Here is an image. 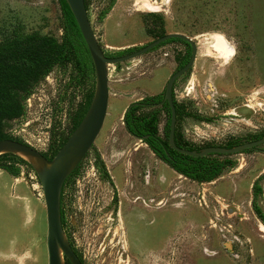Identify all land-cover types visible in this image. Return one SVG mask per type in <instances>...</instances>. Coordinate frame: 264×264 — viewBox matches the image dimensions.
<instances>
[{"label":"rangeland","instance_id":"obj_1","mask_svg":"<svg viewBox=\"0 0 264 264\" xmlns=\"http://www.w3.org/2000/svg\"><path fill=\"white\" fill-rule=\"evenodd\" d=\"M109 1L87 0L103 52L135 50L156 39L145 27L162 26L164 34L180 33L196 44L192 66L172 86L175 103L191 116L178 122L182 139L223 147L264 135V0H114L98 20ZM16 30L59 42L57 0H0V44ZM187 50L169 42L106 66L102 127L62 190L63 235L81 264H264V226L250 207L251 186L264 173V145L231 155L233 168L199 184L175 174L122 125L129 104L162 93ZM93 89V75L86 81L71 63L54 66L21 102L22 115L3 122V138L48 160ZM157 118L162 137L165 113ZM94 154L112 186L100 177ZM18 166L16 178L0 169V264H46L41 190L33 170ZM258 185L256 204L264 213V178Z\"/></svg>","mask_w":264,"mask_h":264},{"label":"trees","instance_id":"obj_2","mask_svg":"<svg viewBox=\"0 0 264 264\" xmlns=\"http://www.w3.org/2000/svg\"><path fill=\"white\" fill-rule=\"evenodd\" d=\"M113 1L114 0H110L107 7L100 12L98 20H101L107 14L112 7ZM57 2L61 15L62 30L59 42H56L49 36H41L38 34L26 35L21 34L16 30L12 31V35L9 39L5 40L3 44H0V141L5 140L1 133L3 122L22 115L23 111L21 102L29 95L33 84L44 78L54 66L59 67L64 66L67 63H71L74 69L78 71L79 76H83L86 81L92 79V64L78 28L64 0H57ZM83 3L85 11H87V0H83ZM148 17H153L156 20L158 19L160 24H162V20L158 16L149 14ZM144 31L146 34H152L156 38L164 35L162 26L158 27L156 31H149L145 27ZM175 41L187 46V44L180 40L169 39L162 42L152 50L166 43ZM132 51H134V49L114 53H103L107 58H113L125 55ZM189 54L190 51L188 47L187 55L177 69L182 67L187 62ZM90 96L91 95L87 97L86 104L79 114L78 119L73 123L69 134L83 116L90 102ZM162 96L163 91L160 94L143 97L126 107L122 114L121 121L125 131L131 137L142 139L141 143H143L150 150V152L170 170L195 183H209L218 178L222 172L229 170L236 165V162L230 158V156L226 155L209 154L193 158L172 150L167 143L169 109L166 102L162 101ZM172 103L175 112V126L173 134L175 146L179 149L187 151H198L201 148H205L195 146L191 142L180 137L177 131L180 118L183 116H191L188 113L183 112V110L177 106L173 96ZM148 109H150L149 112L142 113L143 110ZM159 111H163L166 117L162 130V137L157 134V115ZM195 119L199 120V118ZM67 137H65V139L55 147L52 156L61 147ZM143 137H145V139H143ZM260 137L261 135L252 136L250 141L257 140ZM237 143V141L228 142L223 147L231 148ZM255 149L256 148L246 150L242 153H249ZM94 158L95 166L100 174V177L112 186V183L98 155L94 154ZM0 161H3L0 164V169L13 178H16L19 175L20 169L18 164H23L25 167L31 169L27 163L11 154H1ZM77 167L65 179L61 188L59 211L60 223L62 227L65 224L62 208V190L69 177L75 174ZM263 178L264 173L259 176L251 186L252 199L250 207L256 219L264 226V213L261 211L258 204H256L257 197L261 195L258 181ZM65 263L68 264L66 261Z\"/></svg>","mask_w":264,"mask_h":264},{"label":"water","instance_id":"obj_3","mask_svg":"<svg viewBox=\"0 0 264 264\" xmlns=\"http://www.w3.org/2000/svg\"><path fill=\"white\" fill-rule=\"evenodd\" d=\"M64 2L78 28L92 64L94 89L90 102L78 124L50 160H46L33 148L16 141L8 139L0 141V155L13 154L25 158L37 178L44 206L46 264H65L64 261L68 264H81L63 235L59 211L60 193L65 179L84 158L102 127L108 101L107 65L120 64L138 58L169 39L184 42L189 47V58L182 67L175 70L168 77L163 87L162 101L166 102L169 109L168 146L178 153L197 158L209 154L237 155L264 145L263 135L257 140L244 142L231 148L210 146L198 151L177 148L173 141L175 112L172 103V86L176 79L185 74L192 66L196 55V44L183 34L168 33L136 48L130 53L107 58L90 28L83 0H64ZM239 112L246 113L248 116L250 114V110L247 108H241ZM137 140L141 141L142 139Z\"/></svg>","mask_w":264,"mask_h":264},{"label":"flooded vegetation","instance_id":"obj_4","mask_svg":"<svg viewBox=\"0 0 264 264\" xmlns=\"http://www.w3.org/2000/svg\"><path fill=\"white\" fill-rule=\"evenodd\" d=\"M174 126H175V124H174ZM80 261V260H79ZM81 262V261H80Z\"/></svg>","mask_w":264,"mask_h":264},{"label":"crops","instance_id":"obj_5","mask_svg":"<svg viewBox=\"0 0 264 264\" xmlns=\"http://www.w3.org/2000/svg\"><path fill=\"white\" fill-rule=\"evenodd\" d=\"M176 174V173H175Z\"/></svg>","mask_w":264,"mask_h":264}]
</instances>
